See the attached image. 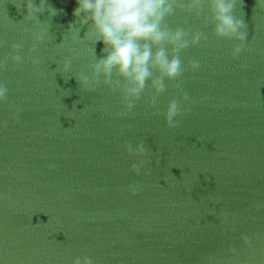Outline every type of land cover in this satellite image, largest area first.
I'll return each instance as SVG.
<instances>
[{
  "label": "water",
  "instance_id": "95a60500",
  "mask_svg": "<svg viewBox=\"0 0 264 264\" xmlns=\"http://www.w3.org/2000/svg\"><path fill=\"white\" fill-rule=\"evenodd\" d=\"M76 6L44 0L25 19L22 0H0L9 88L0 103V264H264V5L236 0L248 33L236 58L238 42L205 24L206 4L199 16L177 8L165 23L207 39L180 53L183 74L165 80L155 105L148 80L131 111L115 74L81 87L79 75L91 77L107 52ZM13 43L22 45L18 66L5 59ZM173 99L181 113L169 127ZM141 142L143 157L127 151Z\"/></svg>",
  "mask_w": 264,
  "mask_h": 264
},
{
  "label": "clouds",
  "instance_id": "9594fccd",
  "mask_svg": "<svg viewBox=\"0 0 264 264\" xmlns=\"http://www.w3.org/2000/svg\"><path fill=\"white\" fill-rule=\"evenodd\" d=\"M30 18L41 11L44 0L37 4L35 0H22ZM236 0H77L74 15L79 18L81 24H90L87 36L93 42L101 41L105 45L107 55L95 61L91 66L92 75L89 77L81 73L77 78L81 87L91 89L99 83L101 76L104 82L112 83L115 74L123 78V102L126 111H131L136 101L141 98L146 87V81L150 80V87L154 89L150 103L155 105L159 94L165 92V80H176L183 74V65L180 53L197 45L201 40L207 39L203 32H190L183 27L172 28L165 23L166 18L173 16L177 8L186 9L200 15L202 7L206 4L210 15L204 16L205 24H211L215 35L237 41L231 51L233 58L239 57L246 47L248 33L246 24L233 14ZM256 3L264 5V0H256ZM54 12V10H53ZM78 36V29L74 31ZM37 41L42 37L37 35ZM21 44L11 45L10 59L13 66L23 63V57L18 50ZM155 47V51L153 48ZM35 50L33 45L32 51ZM38 63L34 58L33 64ZM190 67L197 70L200 67L198 60L190 62ZM4 68V60H0V70ZM70 70V62L65 61L63 71ZM116 86H121L119 79L114 81ZM177 83V87H179ZM9 88L0 80V103L8 99ZM183 100H189L188 95L183 94ZM15 109L12 118L19 113ZM181 113V107L176 99L169 102L165 114L169 127H175V119ZM6 123V122H4ZM127 151L143 157L147 151L141 142L135 147L126 145ZM145 160L141 159L132 165V169L139 175ZM130 191L134 194L139 190L138 186L130 185ZM260 207V205H258ZM244 243H250L247 237ZM232 251H235L234 249ZM73 264H93V261L84 257H77Z\"/></svg>",
  "mask_w": 264,
  "mask_h": 264
}]
</instances>
